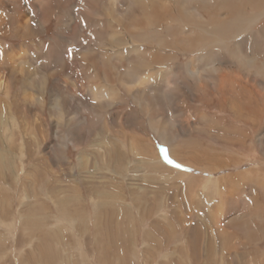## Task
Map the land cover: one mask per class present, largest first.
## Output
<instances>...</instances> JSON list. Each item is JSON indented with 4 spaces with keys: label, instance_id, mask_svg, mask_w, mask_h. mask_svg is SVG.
Listing matches in <instances>:
<instances>
[{
    "label": "rangeland",
    "instance_id": "rangeland-1",
    "mask_svg": "<svg viewBox=\"0 0 264 264\" xmlns=\"http://www.w3.org/2000/svg\"><path fill=\"white\" fill-rule=\"evenodd\" d=\"M194 1L221 19L264 10ZM96 2L0 0V264H264V72L231 63L226 108L212 80L192 92L167 77L149 125L131 85L103 75L96 37L121 30L98 24ZM256 45L264 62V32Z\"/></svg>",
    "mask_w": 264,
    "mask_h": 264
},
{
    "label": "bare ground",
    "instance_id": "bare-ground-1",
    "mask_svg": "<svg viewBox=\"0 0 264 264\" xmlns=\"http://www.w3.org/2000/svg\"><path fill=\"white\" fill-rule=\"evenodd\" d=\"M96 1L92 9L98 24L111 29L115 25L121 30L117 33L98 34L96 37L99 55L106 66L103 75H108V69L120 74V81L131 85L124 92L137 105L149 125L158 114L155 111L159 112L160 108L155 109V114L146 112L145 108L158 106L160 102L151 99L148 93L159 94L164 84L165 88H170L167 77L172 76L177 82L185 81L187 87L191 88L188 90L192 92L196 87H203L204 80H212L215 99L226 108V100L223 101L228 94L226 86L239 88L238 82L230 80V72L233 70L231 63L235 64L234 71L238 77L246 64L254 65L264 72V62L261 61L256 45L264 28L257 31L250 28L264 17V10L259 12L249 8L245 11L239 5V10L234 11L230 17L221 19V13L203 14L206 6L202 7L203 11L194 9V0H112L110 5L109 0ZM133 2L138 3L136 11L141 14L126 16ZM116 5L122 8V15H114L113 8ZM192 5L193 9L189 10ZM214 16L218 19L217 23L211 20ZM129 26H133V30L128 33L125 30ZM180 42L183 45L179 47ZM246 43L249 50L243 46ZM131 55L139 58L142 63L146 60L148 62L134 66L130 63ZM181 59L185 61L181 62ZM116 60L121 63L129 61L128 69L119 73L113 67ZM156 65L158 69L153 67ZM252 74L258 75L255 71ZM259 82L264 107V75H259ZM101 89L102 95L110 96L111 99L121 97L112 84L102 86ZM159 95L162 96V93ZM170 96L174 97L175 94ZM236 98H240V95ZM67 136L64 137L65 141L69 139Z\"/></svg>",
    "mask_w": 264,
    "mask_h": 264
},
{
    "label": "snow or ice",
    "instance_id": "snow-or-ice-1",
    "mask_svg": "<svg viewBox=\"0 0 264 264\" xmlns=\"http://www.w3.org/2000/svg\"><path fill=\"white\" fill-rule=\"evenodd\" d=\"M177 167H179V165H177Z\"/></svg>",
    "mask_w": 264,
    "mask_h": 264
}]
</instances>
